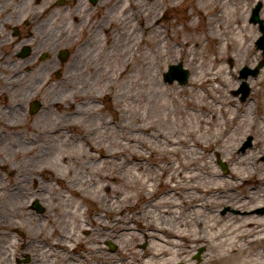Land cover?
<instances>
[{"label": "rangeland", "instance_id": "374dc122", "mask_svg": "<svg viewBox=\"0 0 264 264\" xmlns=\"http://www.w3.org/2000/svg\"><path fill=\"white\" fill-rule=\"evenodd\" d=\"M39 1L40 4L50 5L56 3L54 0ZM39 1H36V3L39 4ZM117 1L115 0V3ZM193 1L189 3V0H185L178 6L167 9L166 5L172 3V0H130V5L127 4L129 11L123 15L119 11H111L113 5L110 7V3L106 4L104 2L105 8L102 12L104 19H106V25L103 27L104 32L98 37L89 38V43L84 46H77L68 62L59 67L62 71L59 77H45L43 87L48 85L49 80L52 81V84L46 89L49 103L44 101L40 121L35 124L27 121L15 125L0 124L7 132V136L1 141L0 146V163H5V165L0 164V221H4L3 224L0 223V264H74L72 260L66 258L67 255L73 256L74 254L78 257L84 256L78 264H102L105 262L107 254L114 256V259L118 261L117 264L142 263L143 258L138 257L137 254L150 246L149 241L143 240L142 235L140 237L137 235L139 230L147 231L149 228L143 227L142 224L147 225L154 222L164 226H173L169 222L170 215L160 214V210L154 207V203L159 194L165 192L160 183L165 182V177L170 173L168 169L171 167L169 161L179 159V156L161 155V153H157V151L162 150L159 144L160 141L157 142L149 138V135L141 131L131 132L135 136L134 138L143 140L150 144L153 147L152 149L157 150L151 154L148 150L141 149L138 144L133 145L134 149L141 152L146 158V161L141 163L143 171L138 175L144 177L142 181L145 180V177L151 179L143 183L148 186V189L146 188L143 191L142 200H139L136 193L140 191V186L134 183L129 176V172L135 173V168L129 169V165L124 163L123 149L114 142L122 145L123 123L133 127H136L137 123L155 125L154 130H159L174 138L186 135L189 127L196 125V115L186 106L182 108L185 113L184 116H180L179 107L172 102L171 98L174 95L189 98L190 93L188 91L177 93L179 89L183 88L185 90L196 88L197 93H194V95L197 97L202 95L204 96L203 101L205 100V103L198 104H207L210 110L212 106L216 124L220 123L221 128L226 129L225 132L218 133L214 127V132L219 137V142L216 143L217 152L211 153L198 150L200 154L203 153L206 156L209 166L221 176L215 178L201 172L196 182L200 184L211 182L228 184L221 195L217 192L209 195L199 194L202 200L213 201L209 209L200 210L201 216L204 218H210V216L220 218L227 216L238 218L264 217V215L253 213L256 208L264 206V161L259 159V155L264 150V68L256 78L248 79L250 93L247 98L240 101L239 95L236 94L242 83V80H239L238 71L243 66L256 64V61L261 58L260 52L254 46L258 30L256 26L247 22L250 8L257 0H239V7L245 17L244 23L249 29L246 30V54H242L237 50L231 53L232 58L227 59L224 63V72L218 75L217 81L202 88L191 87L190 78L195 76V72H200L204 67H210L211 65H205L202 54L197 57L198 63L189 64L188 61L193 58L192 53L187 51L182 54V46L177 45L178 42L170 41L167 37V29H170L169 26L175 20L180 23L179 28L189 23L190 18L186 14L191 12ZM231 1L234 3V0ZM260 1L264 5V0ZM140 2H145L143 7L151 18V25L149 26L151 43L149 50L146 52L148 59L145 67H142L139 61L131 55V48L133 47L140 53L142 51V48L136 49L144 35L141 23L144 25L145 21L141 22V19L139 20L137 11ZM56 10L59 13L63 11V15L57 20V23L53 22L54 16H51L53 11L51 13H47L46 10L43 11V32L44 36H56L59 39V46L64 47L69 40L70 19L68 13L64 11V7L59 6ZM156 14L159 15V20L155 25ZM212 14L216 15L214 11ZM200 15L201 13L193 17L198 21ZM227 20L220 18L217 14V17L214 16V19H212L211 26L223 25ZM199 21V29L207 32L205 20L199 18ZM123 29L127 31L125 42L130 44L126 48H122L124 43L122 40ZM157 30L161 34V43H155L159 36L155 33ZM207 38L208 40H205L204 36L200 38V42L204 47L210 51L219 47L217 43L220 40H216V36L215 38ZM226 38L223 34L222 39ZM169 45L174 48L170 53L164 55L167 50L166 47ZM158 51L162 52L160 54L161 58H157ZM124 53L127 54V58L133 60V68L130 67L129 70L132 72L133 77L138 80L133 93L145 96L140 102L127 97L124 99L119 97L120 94H123V91L128 94L127 89L123 90L124 82L122 80L119 86L116 84L113 87H107V72L112 76L115 72L121 71ZM177 63H181L182 67L189 72L186 85H179L176 81L172 83L164 81V74L167 72L168 66ZM215 68L214 71H217ZM41 76L42 74L37 70L27 74L23 73L22 84L24 88L19 90L29 89L32 86V80ZM19 80L20 78L16 80V83ZM106 87L109 89L111 100L114 98L117 111L113 109L112 101L106 95L107 92L101 95ZM162 88L167 90L166 93H161ZM205 90L210 91L211 94H209L214 97L209 98L208 94H205ZM149 96H153L152 99L156 97L155 101L159 103L149 101ZM225 98L231 101L227 105L229 113L223 115L220 114L218 108L219 103ZM54 103L56 106H54ZM158 104L161 106L160 108H157ZM75 107H79L76 115L73 114ZM93 109H96L94 113ZM60 111L65 113L60 114ZM177 111L179 115L176 114ZM52 112H57L58 116H53L54 120L47 123L45 115L49 116ZM197 114L201 115L200 109H198ZM208 115L211 118L210 113ZM228 118H231L232 121L230 124L225 125L223 121ZM107 120L114 121L112 125L113 132L107 130L108 126H105ZM66 121H68V125H66ZM20 122L22 121L20 120ZM73 123L80 124L83 129L80 128V130L75 131ZM101 125L103 128L97 130L99 132L95 136L98 137L97 141H103V147L100 152H95V154L100 157L103 153H111L116 157L117 152V160L109 158L104 161V165L107 166L105 171L113 172V168L117 167L120 177L126 178L130 182V187L123 186L121 182L114 183L113 180L105 182L110 185L112 190L113 188L117 189L119 193L113 198L110 206L107 205L109 190L98 192L94 189L91 168L98 167L99 163H90L88 160L80 159V163L76 164L73 162L65 165L57 164L59 157L69 156V153H73L74 149H77L72 145H61L59 143L61 137H66V140L70 139V141H74L75 137L82 141L77 136L82 133L85 135L86 142L91 141V138L94 137L91 131L93 126L100 127ZM45 129H47V133H56H51L52 139L47 144L45 142L39 143ZM100 135H103V139L99 138ZM246 135H252V145L247 150L241 151L240 147L246 140ZM107 136L110 139H107ZM210 138L208 137V139ZM128 150L131 151V149ZM180 150L184 155L189 154L187 148L180 147ZM85 152L89 153L88 147H86ZM219 159L226 165V171L222 170L218 163ZM51 163L56 176L64 173L66 174L65 181L67 183L77 185L84 192L86 191L87 201L86 204L84 203L83 209L86 212L85 223H87L86 228L88 230L80 231L86 237V242L84 245H78L71 253H68L65 247H63L65 252L60 253V245L50 246L51 242H58L62 237L64 239L61 241L69 244L67 238L71 235L70 233H73V227L83 224L82 221L74 218L75 216L71 213L73 195L58 191L59 181H51V172L48 170L41 172V168ZM124 170L126 172H123ZM122 172L124 176H122ZM162 172L163 176H161ZM28 180L30 183H27ZM78 182H81V184ZM98 184L96 182V186ZM23 185L24 188H22ZM149 185L153 188L151 194H148ZM20 188H22V191ZM176 192L179 194L177 196L180 199L190 195L182 189ZM129 196H132V198L128 202L125 198ZM101 198H104V200ZM102 200L104 201V209L107 206L110 209L109 213L103 212L101 214L102 220L109 224L114 221L113 224H116V227H114L116 228L115 233L109 235L112 240H107L108 236L105 237L108 230L106 227V231L100 230L91 222L93 215L97 213L95 212L96 206ZM35 201H38L43 208L41 213L32 209V205L36 203ZM57 203L61 206L60 211L58 209L54 211ZM171 210L166 208L167 213ZM126 217H130L131 220L125 221ZM127 224L134 229L133 236L119 233L123 225ZM152 228L150 227L151 230H153ZM185 229L187 228L185 227ZM108 231L112 232V229ZM258 232H264V224L260 229L253 230L252 233L254 235ZM135 236L140 238L138 242H135ZM93 242L96 243L94 246L98 248L99 257L92 260L91 253L93 250L90 247L93 246ZM109 244L113 245V249ZM50 248L54 250V253L48 252L46 254V251ZM199 249L202 252L199 259H196L195 255ZM261 251L264 254V246ZM206 254H212L211 248L207 244L199 245L192 254H187V258L192 263H199L206 258ZM260 264H264V259Z\"/></svg>", "mask_w": 264, "mask_h": 264}, {"label": "bare ground", "instance_id": "6f19581e", "mask_svg": "<svg viewBox=\"0 0 264 264\" xmlns=\"http://www.w3.org/2000/svg\"><path fill=\"white\" fill-rule=\"evenodd\" d=\"M172 1V3H168L166 5L167 9L169 7H176L185 0ZM190 1L192 0H189V3ZM105 2L106 4L110 3V7L111 5H113L111 11H119L121 15L125 14V12L128 13L129 11L128 6L130 5V0H118L116 3L115 0H105ZM143 4L145 5V2L139 3L137 11L139 20L141 19V22L143 20L145 21L144 25H142L141 23V28L144 35L138 46L136 47V49L142 48V51L140 53L133 47L131 48V55L139 61V64L142 67H145L147 65L148 59L146 52L147 50H149L151 43V32L149 31L151 18L147 10L144 9ZM213 11L216 13V15L212 14ZM199 13H201V15L198 16V21H196L195 17L193 16H196ZM217 14L220 18L228 20L223 25L213 27L211 26V22L212 19H214V16L217 17ZM186 15L190 18L189 23L183 25L182 28H179L178 25H180V23L175 20L172 25L169 26L170 29H167V37L170 41L178 42L177 45L182 46V54L186 53L187 51L192 53L193 58L188 61L189 64H193L194 62L198 63L197 57L202 54L204 57L203 62L205 63V65H211L210 67H204L200 70V72H195V76L193 78H190L191 87L202 88L209 83L217 81V79L219 78L218 75L224 72V63L227 59L232 58L231 53H234L237 50L242 54H246V30L248 31L249 29L248 26H246V24L244 23L245 17L244 13L241 12V9L239 7V0H234V3L231 0H194L191 5V12ZM199 18L205 20V29L207 30V32L205 30L203 31L199 29ZM158 20L159 15L156 14L155 25ZM155 33L159 34L155 43H161L162 39L160 38V32L157 30ZM223 34H225V36L227 37L226 39H222ZM130 35H128V37H130ZM202 36H204L205 40H208L207 37L215 38L216 36V40H220L217 43L219 47L214 48V50L210 51L208 48L204 47L201 44L200 38ZM122 40L124 42L122 48L130 46L129 42H125L127 40V31L124 29L122 31ZM166 48L167 50L164 55L170 53L174 47L169 45ZM161 53L162 52L160 51L157 52V58H161ZM211 54H213L214 56H212ZM122 58V69L120 72H115L112 76L107 72V87H113L116 84L119 86V83L122 80V82H124L123 90L127 89L128 94L127 92L123 91V94H120L119 97L122 99L127 97L133 101L136 100L140 102L145 96L142 94L133 93L134 87L136 88L138 82V80L133 77L132 72L129 70L130 67L133 68V60L131 58H127V54L125 53L123 54ZM214 68L217 71H214ZM19 78L22 79V77ZM107 87L101 93V95H104L107 92L106 95L108 99L112 101L113 109L117 111V107H115L116 105L114 104V98L113 100H111L112 97L109 94L110 92H108L109 89ZM160 91L161 93H166L167 90L162 88ZM185 91H188L190 93V99L181 96L179 97L176 95L172 96L171 98L172 102L179 107L178 110L180 112V116H184L185 113L182 111V108H185L186 106H188V108L193 111L194 115H196V125L190 126L189 131H187L186 135L182 134L184 136L179 135L180 137L174 138L160 132L159 130H154L155 125L153 126L137 123L136 127H133L127 123H123L122 145L114 142L115 144L120 145L123 149L122 156L124 163L129 165V169H131L132 167L135 168V173L133 174L129 172V176L134 181V183L139 184L140 186V191H137L136 193L139 200H142L141 196L143 195V191L148 187L143 183H146L151 179L145 177V180L142 181V178L144 177L138 175V173H142L143 171L141 163L143 161H146V158L141 152L135 150L133 145L138 144L141 149L148 150L151 154H153L157 150L152 149L153 147L143 140L134 138L135 136L132 135L131 132L141 131L149 135V138H152L157 142L160 141L159 144L161 145L160 148L162 150L157 151V153L159 152L161 153V155H169L171 157L179 156V159H171L169 161V164L171 165V167L168 168L170 173L165 177V182L160 183L163 186V190L165 192L160 193L156 199L157 202L155 201L154 203V207L157 210H160V214L170 215L169 222H171L173 226H164L163 224H155L154 222H150L147 225L142 224L143 227L146 226L149 228L147 229V231L139 230V234L137 235H139V237L142 235L143 240L145 239L149 241L150 246L148 249L137 254L138 257L143 258V262L140 264H260L264 259V254L261 251L262 247L264 246V232H258L254 235L252 232L253 230L260 229L263 226L264 217L254 216L253 218H238L227 216L220 218L210 216V218H204L201 216L200 210L203 209L204 211V209H209L213 201H204L200 198L199 194L209 195L215 194L217 192V194L221 195L228 187V184L224 182H211L209 184H200L196 182L201 172L207 176H214L215 178H220L221 176L216 171H214L211 166H209L208 161H206V156L203 153L200 154L198 150H203L204 152L211 153L217 152L216 143L219 142V137L216 136L214 127L216 128V131L218 133H223L226 131V129H222L220 123L216 124V121L214 120V114L212 113V106L210 107V110L207 104H198L205 103V100L203 101L204 96L202 95H199L198 97L194 95V93H197L196 88H190L188 90H185V88L179 89L177 93H183ZM209 93L211 94L210 91L205 90V94H208L209 98H213L214 96H211ZM152 98L153 96H149V101H154L155 103L158 102L155 101L156 97L154 99ZM230 101L231 100L225 98L221 103H219L220 106L218 109L220 114L225 115L229 113V108H227V105L228 103H230ZM54 106H56L55 103ZM160 107L161 106H159L158 104L157 108ZM80 109L82 110V108ZM198 109L201 110V115L197 114ZM95 110L96 109H93V113L95 112ZM78 111L79 107H75V112L73 114L76 115ZM64 113V111H60V114ZM209 113L211 115V118L208 115ZM176 114L179 115L178 111ZM53 116H58V113H50L48 117H45L47 118L46 122L48 123L53 121ZM231 121V118H228L224 119L223 123H225V125H228L231 123ZM113 123V120H107L105 122V126H108V131L113 132ZM68 124V121H66V125ZM73 126L75 128V131L80 130V128L83 129V127L80 124L77 125V123H73ZM101 128H103L102 125L100 127L93 126L91 131L92 136L94 137L91 138V141L88 140L87 142L85 139V135L82 133H79L77 135L79 138H81L82 141L76 139L75 137L74 141H70V139L66 140V137H61L59 139V143L61 145H72L77 149H74L73 153H69V156H65L63 158L59 157L57 160V164L65 165L69 162H73L76 164L80 163V159L88 160L90 163H99L98 167L91 168V175L95 186L94 189H96L98 192H102L104 190L106 191V189L109 190V193L107 194L109 197L107 205L110 206L112 204L113 198L116 197V195L119 193L117 189L113 188L112 190L110 185L106 184L105 182L108 180H113L114 183L121 182L125 187H130V182L128 179L120 177L121 175H119V173L117 172V167L113 168V172L105 171L107 166L104 165V161L108 160L109 158L117 160V152L116 157L111 153H103L102 155H100V157H97V154H95V152H100L103 147V141H97L96 139H98V137L95 136L96 133L99 132L97 130H100ZM51 133L54 134L55 132ZM51 133H47V129L43 130L42 138L39 140V143L45 142L47 144L50 139H52ZM207 136L211 138L208 139ZM99 138L103 139V135H100ZM107 139H110V137L107 136ZM69 142L70 144H68ZM86 147H88L89 153L85 152ZM180 147L187 148L189 154L184 155L180 150ZM128 149H131V151H129ZM46 154L47 152L45 153V156ZM117 165H119V163H117ZM47 170L52 173L50 176L51 181H59V192L69 193L73 195L74 198L71 199L73 203L71 213L75 216L74 218H76L78 221H82L83 223L78 227H73V233H70L71 235L67 238L69 244L63 243L61 241L62 239H64V237H62V239L58 242H49L50 246L52 245V247H54V245H60V253L65 252V249L63 247L68 250V253H71L74 252L78 245H84L86 242V237L83 236L84 234L80 232L81 230H88V228H86L87 223H85L86 212L83 209L86 204L85 202L87 201V196L85 194L86 191L84 192L77 185H72L69 182L67 183L65 181L66 174L63 173L64 175L58 174L56 176L53 171L52 163L41 168V172ZM123 172L126 171L124 170ZM122 176H124V173ZM161 176H163V172ZM96 182L99 183L97 186ZM100 182H102L101 185ZM27 183H30L29 180L27 181ZM78 183L81 184V182ZM149 186L150 189L148 190V194H151L153 188H151V185ZM24 187L25 186L23 185L22 188ZM22 188H20L21 191ZM180 189L184 190L190 195L186 196L183 199H180V197L177 196L179 194L176 192L180 191ZM131 198L132 196H129L125 199L129 202ZM101 199L104 200V198ZM103 200L100 201L96 206L95 212L97 213L93 215L91 222L95 226L99 227L100 230H105V227L108 230L112 229V232L105 230L107 232L105 237L108 236L106 239L112 240L109 235L111 233H115L114 230L116 228L114 227H116V224H113L114 221L110 222L109 224L102 220L101 214L103 212L109 213L110 210L107 205V208L104 209ZM60 208L61 206L57 203L54 211L56 209L60 211ZM166 208H170L172 210L167 213ZM124 220L130 221L131 218L126 217V219ZM0 223L3 224L4 221L1 220ZM150 227H153V230H151ZM185 227L187 229H185ZM133 231L134 229H132L129 224H127L123 225V227L119 230V233L127 235L130 234L131 236H133ZM139 240L140 238L135 236V242H138ZM94 244L96 243L93 242V246L90 247L93 250V252L91 253V257H93L92 260L99 257L98 248L95 247ZM206 244L209 248H211L212 254H206V258L199 263H192L191 261H189L190 259L187 258V254H192L197 246ZM48 252L54 253V250L50 248L46 251V254ZM66 258L72 260L74 264H78L79 260L84 258V256L78 257L76 254H74L73 256L67 255ZM117 263L118 261L114 259V256H112L111 254H107L105 257V262L102 264Z\"/></svg>", "mask_w": 264, "mask_h": 264}, {"label": "flooded vegetation", "instance_id": "af4514ba", "mask_svg": "<svg viewBox=\"0 0 264 264\" xmlns=\"http://www.w3.org/2000/svg\"><path fill=\"white\" fill-rule=\"evenodd\" d=\"M36 1L39 0L0 1L1 125L23 124L24 121L33 124L39 122L44 101L49 103L46 89L52 84L49 80L48 85L43 87L44 79L50 76L56 78L60 74L59 67L62 64L59 61V51L66 49L69 58L77 46H84L89 43V38L98 37L104 32L106 19L102 12L105 0H54L56 3L50 5L40 4V1L38 4ZM59 6L64 7L70 19L69 40L63 48L59 46L56 36L49 38L43 32V7H47V13L53 11V22L57 23L63 15V11L59 13L56 10ZM36 70L42 76L33 79L29 89L21 91L24 88L23 78L16 83L18 77ZM20 88L22 89L19 90ZM1 125L0 146L7 136ZM0 164L5 165L4 162Z\"/></svg>", "mask_w": 264, "mask_h": 264}, {"label": "water", "instance_id": "95a60500", "mask_svg": "<svg viewBox=\"0 0 264 264\" xmlns=\"http://www.w3.org/2000/svg\"><path fill=\"white\" fill-rule=\"evenodd\" d=\"M258 43H259L260 46H264V40H263V38H260L259 41H258ZM261 64H263V63H261ZM261 64H259L257 66V68H255L252 71H249L247 69L246 70L244 69L243 72H242V76L243 77L244 76L246 77L249 73H252L253 75H255L256 72H257V70H258V68L260 66H262ZM170 69H171L170 72L168 73V75H166L167 76L166 77V80H168L169 82H171L175 77H177L180 84H184L186 82V79H187V76H188V72L185 71V70H182L180 64L177 65V66H172V67H170ZM173 73H176V75H173ZM241 90L242 91L245 90L244 91V94H243L245 96L246 86L244 84L242 85Z\"/></svg>", "mask_w": 264, "mask_h": 264}]
</instances>
